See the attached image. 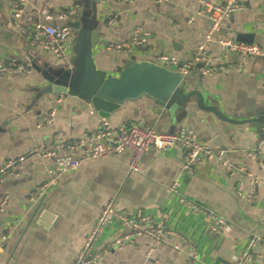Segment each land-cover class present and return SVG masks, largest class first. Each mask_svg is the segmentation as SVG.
<instances>
[{
	"label": "crops",
	"instance_id": "obj_1",
	"mask_svg": "<svg viewBox=\"0 0 264 264\" xmlns=\"http://www.w3.org/2000/svg\"><path fill=\"white\" fill-rule=\"evenodd\" d=\"M20 21L22 35L12 21L14 0H0V58L24 64L29 75L0 78V166L20 157L26 159L20 177L0 180V204L7 199L0 215V237L12 228L11 239L0 255V264H73L86 237L109 200L115 198L119 210L136 215H151L160 226L175 236H166L163 247L149 253L151 241H138L117 252L116 230L109 228L98 252L99 264H235L251 239L261 241L253 251L251 264H264V187H259L251 204L237 194V186L249 190L248 174L264 182V162L245 158L259 149L264 153V0H242L244 10L232 15L223 26V36L234 40L243 36L258 45L262 56L247 59L228 54L222 60L224 70L215 77L202 79L198 74L182 77L180 91L191 97L171 115L143 97L122 106L104 119L88 102L79 97L44 96L47 86L43 74L48 70L70 72L79 63V55L91 46V57L98 71L107 78H118L131 61L145 62L156 68L158 55H170L191 61L204 42L208 20L188 21L201 9L202 1L222 4L226 0H175L156 5L154 0H26ZM97 7H100L99 9ZM78 14L67 25L80 23L90 36L76 38L63 45L65 59L44 51L31 41L35 26L53 17V26H62L58 14L71 9ZM143 26L150 33L148 43L135 55L108 53L106 42L121 44L134 29ZM209 54L213 61L222 53L219 47ZM34 67V68H33ZM169 71V70H167ZM204 105L214 113L200 109ZM210 111V110H209ZM55 115L51 124L50 117ZM253 122V124L247 123ZM103 122L113 129L123 124L141 125L159 134H175L186 128L195 131L198 141L216 152H224L235 164L231 176L217 162H207L192 175L183 173V152L149 151L138 172L130 171L133 153L82 163L72 173L58 178V186L37 204L31 195L49 179L54 168L56 144L78 143L94 135ZM61 135L60 141L56 137ZM114 145V142L111 143ZM35 153V154H34ZM245 169L247 172H241ZM180 175L182 196L199 206L222 213L226 230L213 234L199 214L180 204L172 192ZM177 247L180 253L171 249ZM150 257L147 260L148 255Z\"/></svg>",
	"mask_w": 264,
	"mask_h": 264
},
{
	"label": "built area",
	"instance_id": "obj_2",
	"mask_svg": "<svg viewBox=\"0 0 264 264\" xmlns=\"http://www.w3.org/2000/svg\"><path fill=\"white\" fill-rule=\"evenodd\" d=\"M175 0H154L156 5L172 4ZM27 8L26 0H14L12 21L22 35L26 31L20 27V21ZM242 0H226L222 4H213L209 1H202L200 11L190 17L188 23L192 24L199 18L208 20L209 27L205 34L204 42L195 51V57L191 61L180 60L170 55H158L155 64L165 70H177V73L187 77L193 73L198 74L202 79L215 77L221 73L223 58L228 54L238 55L245 60L257 59L262 56V50L258 45L238 43L223 36V26L226 20L232 15L238 14L244 10ZM78 14V9H71L58 14V20L63 23L62 26H53V17H47L45 23L34 27L30 33L32 42L37 43L41 49L55 55L58 59H65L63 45L66 44L73 33L68 27L67 20ZM150 33L143 26H139L132 31L128 40L121 44L106 42V51L108 53L135 55L148 43ZM219 47L223 54L219 55L213 61V56L209 52ZM29 75L30 71L24 64L16 60L3 61L0 58V78L5 75ZM55 115L50 117L47 124H51ZM62 136L56 137L60 141ZM114 142V145L111 143ZM180 149L183 152V173L192 175L195 169L200 168L207 162L215 161L223 167L227 174L233 176L236 173L235 164L228 160L224 152H216L211 147L198 141L195 131L182 128L175 134H159L154 129L144 128L141 125L123 124L118 129H113L108 123L103 122L101 128L91 137L78 143L67 144L60 141L56 144V154H47V157H55L53 170L50 172L49 179L42 183L31 195V202L37 204L39 200L46 198L58 186V178L66 174L76 172L82 163L95 162L109 157H115L126 151L133 153L130 161V171L138 172L139 166L145 155L155 150L161 153H168ZM35 154V153H34ZM245 158L250 160L258 159L264 162V153L259 150H251L245 153ZM26 159L20 157L17 160H11L0 166V180L12 176L20 177V169ZM241 172H247L241 169ZM249 190L243 191L244 184L237 186V194L246 201L253 204L254 196L259 187H264V182L248 174ZM181 177L178 175L174 179L172 192L179 198L180 204L191 210L194 214L201 215L203 221L209 224L213 234H220L226 230L227 221L225 216L217 211L199 206L196 203L187 200L181 192ZM116 199L113 198L102 209L99 218L88 233L85 243L78 253L73 264H99L101 255L98 248L102 238L109 228L116 230L117 238H114L113 247L119 253L126 247L137 243L138 241H151L152 247L149 253L155 251L165 244L166 236H175L174 233L167 232L160 226L159 220L151 215H136L134 213H125L118 209ZM7 199L0 204V215L5 212ZM9 228L7 235L0 237V255L5 251L10 243L11 231ZM261 240L259 238L251 239L246 247H243L242 256L235 264H251L254 261L253 251ZM175 253H180L179 248L171 249ZM148 253V254H149ZM150 257V254L147 257ZM145 264V263H144ZM193 264V263H192Z\"/></svg>",
	"mask_w": 264,
	"mask_h": 264
},
{
	"label": "water",
	"instance_id": "obj_3",
	"mask_svg": "<svg viewBox=\"0 0 264 264\" xmlns=\"http://www.w3.org/2000/svg\"><path fill=\"white\" fill-rule=\"evenodd\" d=\"M68 27L75 32L77 39L90 36V30L84 29L80 23L69 24ZM97 39L96 37L90 46L78 54L79 63L70 72L48 70L42 75L47 85L42 90L44 96L53 94L58 97L68 95L79 97L88 102L94 111L104 119H108L113 112L120 111L126 103L143 97L153 100L161 110L168 111L173 115V112L179 108L177 102L184 103L191 97V95L186 97L180 91L182 77L176 69L162 70L142 61H131L121 70L118 78H107L104 73L96 69L91 57L90 49L91 46L96 45ZM237 42L251 44L245 42L252 41L241 36ZM193 95L198 97L199 107L203 111L214 113L222 121L240 124L237 121L221 117L213 109L206 108L200 93ZM253 122L259 123V121H247L249 124H253ZM148 125L149 129H154L153 124Z\"/></svg>",
	"mask_w": 264,
	"mask_h": 264
},
{
	"label": "rangeland",
	"instance_id": "obj_4",
	"mask_svg": "<svg viewBox=\"0 0 264 264\" xmlns=\"http://www.w3.org/2000/svg\"><path fill=\"white\" fill-rule=\"evenodd\" d=\"M73 32H74V31H73ZM74 39H76V38L74 37V33H72V36H71V38H70L71 42H73ZM70 40H69L68 42H70ZM3 61H7V60H4V59H3Z\"/></svg>",
	"mask_w": 264,
	"mask_h": 264
},
{
	"label": "trees",
	"instance_id": "obj_5",
	"mask_svg": "<svg viewBox=\"0 0 264 264\" xmlns=\"http://www.w3.org/2000/svg\"><path fill=\"white\" fill-rule=\"evenodd\" d=\"M30 34V33H29Z\"/></svg>",
	"mask_w": 264,
	"mask_h": 264
}]
</instances>
